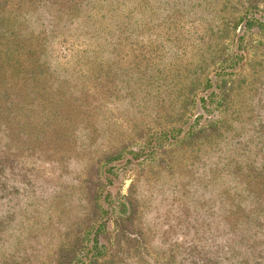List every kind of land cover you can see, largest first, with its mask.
I'll list each match as a JSON object with an SVG mask.
<instances>
[{"label":"trees","instance_id":"16d2710c","mask_svg":"<svg viewBox=\"0 0 264 264\" xmlns=\"http://www.w3.org/2000/svg\"><path fill=\"white\" fill-rule=\"evenodd\" d=\"M169 1L163 13L208 22L219 15L209 28L222 36L207 44L216 45V56L207 64L202 51L199 60L169 66L146 59L131 72L135 89L152 92L164 117L118 145L91 149L89 138L82 140L84 70L71 65L84 59L98 76L105 57L122 60V43L132 48L157 35L149 25L152 0H0V264L18 258L4 241L12 222L26 217L7 208L35 196L28 187L37 162L59 183L49 218L73 189L89 205L75 237L59 244L57 264H127L130 249H148L135 223L139 180L113 193L119 175L134 169L145 180L178 175L184 247L169 264H264V0H231L226 15L229 0H216L220 6L207 13L190 8L212 0ZM104 46L112 48L107 56ZM70 164L76 176L68 179L62 172Z\"/></svg>","mask_w":264,"mask_h":264},{"label":"rangeland","instance_id":"374dc122","mask_svg":"<svg viewBox=\"0 0 264 264\" xmlns=\"http://www.w3.org/2000/svg\"><path fill=\"white\" fill-rule=\"evenodd\" d=\"M238 1L245 3L251 0ZM174 3H176L175 0L169 1V5ZM230 3L231 0L221 13L226 15V12H230ZM151 5L153 8L151 7L149 25L157 35L149 36L153 37L150 42L149 37L143 41L137 40L135 44L138 46L132 48L124 47L126 43H122L124 46L122 45L119 51L123 56L122 60L112 62L110 60L112 56L105 57L103 63L107 62L98 76L96 64L88 62L83 64L84 59L81 60L80 66L71 65L70 70L72 68L75 69L74 71L80 68L84 70V74H81V79L78 80L82 86L78 92H85L87 99L84 109L86 131L82 140L89 138L85 140V143L90 142L91 149L96 146L106 149L109 146L118 145L138 134L140 129L144 132L149 131L159 118L164 117L163 112L156 105L152 92L147 94L135 89L137 75L131 72L132 70L141 71L146 59L150 64L158 63L161 59L167 66L171 60L169 65L186 64L192 57L199 60L202 51H205L203 55L207 64L216 56L217 51L213 49L216 45L214 46L213 43L214 47H207L211 38L218 39L222 36L221 32H212L209 28L210 25H214V21L219 20L218 14L212 15L216 13L215 11H209L212 19L208 22L206 19L198 20L191 14L174 16L173 9L163 13L165 0H152ZM219 6L216 0H212V3L206 6L204 2L200 6L194 4L190 11L194 8V13L198 11L207 13L206 7ZM203 38H205L204 41ZM83 47L86 45L81 46ZM111 49L109 46H104L105 56ZM74 51L80 50L76 48ZM208 52L212 53V56H208ZM180 58L185 61H180ZM138 60H142V63L139 66L136 65V69L131 68L130 66L137 64ZM68 168L63 170L68 174L63 172L62 174L65 178L69 179V176L74 178L76 166L70 164ZM48 169L47 166L37 162L31 171L32 179L35 180L34 184L28 187L29 190L35 191V196H23L21 206L7 208L8 213L15 211L26 217L22 222L17 220L12 222L9 234L4 241L5 250L11 256L18 257L16 260L12 259V264H57L60 257L59 244L63 243L66 237H75L79 231L77 224L79 213L87 210L89 206L79 200L84 197L83 191L73 189L67 194L68 197L58 204L60 206L54 207L52 215L54 217L49 218L51 208L48 205H54L56 196L53 185L59 183L55 179L50 180L52 174L47 172ZM144 177L145 173L134 169L119 175L118 184L112 186L113 193L119 190L125 193L131 182L139 180L138 204L140 205L136 216L138 222L135 221V223L140 226V229L136 226L140 234L146 235L148 249L137 250L136 247L130 249V256H133V259L127 260V264H169L170 254L174 253L177 256L184 247V239L182 240L184 226L179 208L180 204H183L182 190L175 189V186L179 188V178L177 173L169 175L166 172L156 177L148 175V180ZM65 210L68 217L65 216ZM89 220L90 215L83 228L91 223L88 222ZM34 223L35 225L32 226ZM32 236L35 238H30ZM191 236H188V240ZM139 255L141 258H138Z\"/></svg>","mask_w":264,"mask_h":264}]
</instances>
